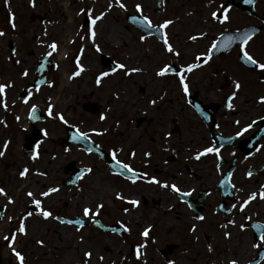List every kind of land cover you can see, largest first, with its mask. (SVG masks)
<instances>
[{"label":"rangeland","instance_id":"1","mask_svg":"<svg viewBox=\"0 0 264 264\" xmlns=\"http://www.w3.org/2000/svg\"><path fill=\"white\" fill-rule=\"evenodd\" d=\"M157 1L120 0L125 5L122 9L115 0H34L35 6L29 0H7V3L6 0H0V31L4 33L0 36V84L7 85L11 82L12 88L0 94L2 101L0 110H6L9 116L8 122H3V118L2 127L0 126L1 149L7 148L6 141L10 142L7 143L9 154L5 157L6 160L14 159L16 165L28 162L27 157L23 158L17 151L21 120L13 123L9 113L12 108L20 104L16 96L21 87L23 85L28 87L30 80L35 77L37 59L48 53H51L48 59L53 61L54 66L49 69L45 84L29 90L27 103L33 100L35 102L33 105L47 111L48 115L49 105H52V115H49V120L43 125L50 129L54 138L62 134L65 125L58 118L57 113L63 115L67 123L80 119L81 124L78 128L88 129L85 132L87 136L94 138L93 133H98L116 146L124 143L130 146L133 142H139V137L151 138L156 135L155 131L167 124L170 118H188L192 114L186 105V95L179 77L170 73L157 76L156 72L172 62L173 58L178 57L182 69H185L180 71L181 75H184L188 84L190 72L186 71V66L193 63L192 49L197 46V43L194 46L190 44L189 41L192 39L189 37L197 33L200 28L206 26L212 28L216 19L211 16V9H206L207 0H159L160 11L155 12ZM109 3H112L111 8L108 7ZM136 4L141 5L140 12L136 11ZM101 12L105 15L95 25L91 22L89 25L82 24L84 16L94 19ZM10 13L13 15L10 16ZM128 14L147 16L151 25L155 27H159L165 20L173 21L166 27V36L174 52H178L179 55L167 52L163 43L129 23L126 20ZM32 15L35 17L30 19ZM13 23L15 27L12 26ZM90 28L94 32L97 29L94 37L91 36ZM63 34L65 35L63 43L67 51L64 52L63 49L61 53L60 50L57 51V41ZM141 36L145 39L141 40ZM9 41L14 44L12 52L8 49ZM53 42L57 45L54 51L49 47ZM96 46H99L100 51L96 50ZM101 56H107L110 61L113 59L119 64H124L125 68L116 69L114 72L106 71ZM77 57L84 70L79 75L72 76V73L77 71ZM130 68L141 70L126 74L127 69ZM25 70L26 76L22 74ZM101 72H109V75L102 77L101 83L97 84L96 78ZM66 75L69 80H62V85L65 86L59 91L61 79ZM134 77H137V80H133ZM58 91L61 92L60 98L54 104L53 94ZM153 100L156 101L155 104L150 103ZM87 102L96 103L98 110L94 113L83 110L82 104ZM4 104L7 107H4ZM102 115L104 119H101ZM142 116L151 118V123H142L140 128H137L136 121ZM57 119L60 121H55ZM9 127L18 129L11 130ZM22 130L26 131L27 127L20 131ZM12 131L18 133V138L9 134ZM44 143L40 152L46 151L50 154L61 152L56 142ZM69 149L71 150L72 147L66 148L65 152L62 151L69 155ZM95 170H102L100 162L97 163ZM101 172L104 176L100 178L101 182L96 188L95 198L93 188L84 178L74 192L67 193L64 199L70 204V202H79V198H81L80 203L83 199L86 202L88 198L90 205L92 207L95 205L98 217L106 221L111 220V214L117 215L116 212H120L121 207L130 206L131 214L124 220L129 227L130 235L138 236L145 228H149V235L145 236V239H148L146 249L142 250L139 258L134 254L129 258L130 260L125 259L124 246L115 235L96 231L90 225L77 227L63 224L53 216L45 219L39 215L38 210L26 212V204L32 199L28 197V191L30 189L35 191V188L46 180L41 178L39 185L36 186L37 184L34 183L36 178L32 176L33 171H29L23 177L15 171L8 173L3 171L0 178L6 197L0 199V205L5 207L0 220V264H20L13 254L12 247L21 252L24 264H139V262L168 264L163 261L158 250L163 248L164 244L177 240L172 235V230L187 233L185 223L188 224L190 220L186 217L174 221L168 220L170 216L161 214L152 205L138 209L137 206L128 205L126 199L117 200L111 184L121 187L123 184L116 182V178H112L107 171ZM9 197L12 203H9ZM97 205L103 207L97 208ZM70 207L67 206L66 209ZM28 213L32 215L29 216ZM21 220L26 228L24 234L17 232ZM29 227H35L36 232H29ZM12 233H16V236L10 247L9 241L4 237L8 236L11 239ZM62 234L66 237H60ZM57 237H59L58 245L54 246L53 242ZM38 240L43 241V244H38ZM189 240L188 235L179 240L181 247L173 256L174 264H229L226 238L224 245L222 238L215 236L192 251L189 245L184 243ZM131 242L135 240L132 239ZM86 251L92 253L90 258L83 255ZM143 251H146L145 254ZM231 251L234 255L237 254L235 249ZM68 252L71 260L67 263L64 254Z\"/></svg>","mask_w":264,"mask_h":264},{"label":"flooded vegetation","instance_id":"2","mask_svg":"<svg viewBox=\"0 0 264 264\" xmlns=\"http://www.w3.org/2000/svg\"><path fill=\"white\" fill-rule=\"evenodd\" d=\"M206 2V9L216 11L218 16H223L222 9L227 8L228 20L220 22L216 19L212 28L206 26L191 34L197 37L189 41L192 46L197 43V46L191 47L194 50L192 61L200 65L188 73V92L184 93L186 105L192 114L188 118H170L151 138L139 137V142H133L130 146L126 143L116 146L98 133H93L94 138L86 134L82 139H73L79 133L85 134L88 131L78 128L80 119L63 124L62 134L54 138L50 129L43 125L49 120L48 112L35 105L39 111L31 118L30 113L35 102L25 101L28 100L29 90L32 88L29 83L28 87H21V90L25 89L27 98L20 99L18 92L16 97L20 104L12 108L9 114L13 123L21 120L17 151L23 158L27 157L28 162L16 165L14 159L6 160L5 157L9 154L8 146L1 149L0 144V151L4 152V155L0 156V174L3 171H15L20 175V172L27 168L28 172L33 171L36 186L41 178L46 180L35 188V191H28L33 193V197L28 196L32 199L26 204V212L36 211L32 200L40 199L41 208L50 211L57 221L71 220L74 223L69 225H90L96 231L115 235L124 246V258L130 260L129 258L137 253L139 245H144L139 249L140 253L146 249L148 241L141 234L130 235L129 227L124 222L126 216L131 214L130 206L121 207V211L116 212L117 215L111 214V220L106 221L98 217L95 205L92 207L87 201L88 198L86 202L83 199L80 203L79 198V202L70 204L64 199L67 193L74 192L84 178L93 188L95 198L100 178L104 176L101 171H107L112 178H116V182L123 184L122 187L111 184V189L114 190V195L119 193L122 199H126L128 205H131L130 200H136L138 209L152 205L161 214L170 216L168 220L174 221L181 217L190 220L188 224L185 223L187 233L172 230L171 233L177 240L164 244L163 248L158 250L165 263L172 261L181 247L179 240L188 235L190 240L184 243L189 245L191 251L219 236L223 245L226 238L228 261L236 259L237 264H264V102L259 99L264 96V70L248 63L241 51V39L247 35L249 39L244 51L259 63H264V0ZM162 32L166 35L167 28L162 29ZM146 35L153 36L163 43L161 34ZM197 56L200 57L199 61ZM173 59L167 64L171 71L166 74H175L182 69L179 58ZM111 60L114 63L115 60ZM115 63L119 64L116 61ZM103 67L106 71H112L109 64ZM234 82L240 83L239 90L234 88ZM10 89L12 88L6 87L5 91ZM233 91L236 95L231 100L233 107L229 108L228 97ZM82 108L94 113L99 107L96 103L87 102L82 104ZM5 111L0 110L1 127L3 118V122H8L9 116ZM17 117L20 119L17 120ZM138 119L137 128H140L142 123H151V118L145 116ZM248 125L251 127H247ZM26 127V131H20ZM33 131L38 140L31 148V144H27L31 140L27 142V138L34 136ZM18 133L9 132L15 135L14 138H18ZM48 141L56 142L61 152H40L43 143L47 144ZM68 147L72 149H69V155H66L64 152ZM207 147L218 148L219 154L206 153L197 159V153ZM34 153L36 158H33ZM98 162L102 165L101 171L95 170ZM125 164L128 168L123 167ZM83 169L91 171L83 172ZM153 177L156 183L151 182ZM1 184L0 178V188ZM172 185H176L179 191L173 190ZM53 187L58 190L48 196L40 195ZM252 193H256V196L241 208L243 201L248 200ZM5 197L0 195V199ZM67 206L71 207L66 209ZM85 207L90 210L88 216L83 214ZM124 209L128 211L125 212ZM4 211L5 207L3 214ZM230 221L234 223H229ZM98 224L112 226V229L103 230ZM193 225L196 226L195 230ZM241 225L244 227L241 228ZM225 232L230 235L226 237ZM130 237L136 243L131 242ZM232 249H235L237 254L234 255ZM165 250L166 253H163ZM143 252L145 254L146 251Z\"/></svg>","mask_w":264,"mask_h":264},{"label":"snow or ice","instance_id":"3","mask_svg":"<svg viewBox=\"0 0 264 264\" xmlns=\"http://www.w3.org/2000/svg\"><path fill=\"white\" fill-rule=\"evenodd\" d=\"M29 2H30L33 6H35L34 0H29ZM115 2L119 5L120 8H122V9L125 8V5H124L123 3H121L120 0H115ZM6 3H7V0H6ZM108 7L111 8V7H112V3H109ZM135 8H136V11H137V12H140V11H141V5H140V4H136V5H135ZM81 11H84V10H81ZM88 11L90 12L91 10H88ZM222 11H223V13H224L223 16H218L217 12H216V11H213V12L211 13L212 18H213V19H217V20H219L220 22L227 21V20H228V16H227L226 13L228 12V9H227V8H224V9H222ZM12 15H13V14L10 13V16H12ZM104 15H105L104 12H101L99 15H96L94 19H91V21H90L91 24H92V25H95L96 22L99 21ZM13 19H14V17H13ZM131 19L136 20V17L133 16V17H131ZM143 21H144V22H147V24L149 25V27H151V21L149 20V18H148L147 16H144V17H143ZM171 23H173V21H171V20H165V21H163V23H161V24L159 25V29H158V30L165 29V28H166L168 25H170ZM12 26L15 27V24L13 23ZM89 31H90V33H91V36L94 37V36H95V32L92 31L91 28L89 29ZM2 35H4V33H3L2 31H0V36H2ZM201 35H202V33H201ZM196 38H197V37H195V36H191V37H189V39H192V40H195ZM140 39H141V40H144L145 37H144V36H141ZM248 39H249V37H248L247 35L241 39V51L243 52V56H244L245 60H246L248 63H251V64H253V65H256V66L259 67L261 70H264V63H259V62H258L257 60H255L251 55H249L247 51H244V46H245V44H247ZM162 40H163V44H164L165 50H166L167 52H169V53H173L174 55H177V56L179 55L178 52H174L173 46H172L171 43L169 42V40H168V38H167L166 35H163V34H162ZM49 47L54 51V50L57 48V45H56L55 42H53L52 44L49 45ZM212 47L214 48V47H215V44H213ZM96 50H97V51H100L99 46H96ZM210 52H211V49L209 50V53H210ZM48 55H51V53H48ZM196 59L199 61V60H200V57L197 56ZM17 63H19V62L17 61ZM199 66H200V65H199L198 63L188 64V65L186 66V71H187V72H191L193 69H195V68H197V67H199ZM124 68H125V65H124V64H117V65H116V68L112 69V71L114 72V71H116V69H124ZM83 70H84V69H83L82 65L79 63V57H77V71L73 72V73H72V76H77V75H79L80 72H82ZM140 70H141V69H138V68H130V69H127L126 74L133 73V72H137V71H140ZM169 71H171V68H170L169 65L166 64L164 67L160 68V69L156 72V75H157V76H164V75H165L167 72H169ZM182 71H185V69H182L181 72H182ZM181 72H176L175 74L179 77L180 84H181V87H182L183 91H184L185 93H187V92H188V84L186 83V80H185L184 75H181ZM22 74L26 76V75H27V71L25 70ZM108 75H109V72H101V73L97 76V78H96V83H97V84H100V83H101V78H102V77H106V76H108ZM70 78H71V77H70ZM6 87H11V82H9L7 85H5V84H0V94H3V93H4ZM240 87H241V85H240L239 82H234V88H235L236 90H239ZM235 95H236V92L233 91L232 94L228 97V101H229V103L227 104V107H229V108H232V107H233V105H232V103H231V100L235 97ZM259 99H260L261 102H264V96H261ZM25 102H27V101H25ZM0 103H2V101H0ZM150 103L155 104L156 101L153 100V101H150ZM4 107H7V105L4 104ZM32 107H33V110H34L36 106L33 105ZM51 108H52V105L50 104V105H49V115H52ZM30 115H32V113H30ZM56 115L58 116V118H59L62 122L67 123V121L65 120V118H64L63 115H61L60 113H57ZM33 118H35V117H33ZM19 119H20V117H17V120H19ZM101 119H104V116H103V115L101 116ZM247 127H251V125H248ZM244 130H245V129H242V131H244ZM94 131H95V130H94ZM45 134H46V133H45ZM85 135H86V134H84V133H79V135H78V136H74L73 139H78V138H81V139H82V138H84ZM237 135H240V133H237ZM7 143H8V142L6 141V142H5V147H7ZM89 150H90V149H89ZM212 152H215V153L219 154V149H218V148H214V147H207V148H204V149L202 150V152L197 153L196 158L199 159L200 156H202V155H204V154H206V153H212ZM3 155H4V152H3V151H0V156H3ZM145 155H149V154H148V153H145ZM33 158H36V154H35V153L33 154ZM118 163H119V162H118ZM123 167H124V168H128V165L125 164V165H123ZM82 171H83V172H90L91 169H83ZM129 171H131V169H129ZM27 172H28V169H27V168H24V169L20 172V176H21V177L25 176V174H26ZM39 174H40V175H45V173H39ZM134 175H135V173H134ZM248 175H251V173H248ZM151 182H152V183H156V182H157L156 179H155V177L152 178ZM161 186H162V187H167L168 185H161ZM171 187L173 188V190H175V191H179V189L176 187V185H172ZM262 188H264V186H262ZM57 190H58V189H57V188H54V187H53V188H49L47 191L40 193V195H41V196H48L50 193L56 192ZM5 194H6V193H5V190H4L3 188H0V195H5ZM27 195H28L29 197H33V193H32V192H28ZM255 196H256V193H252V194L248 197V200L243 201V203L241 204V208H243L244 204H247L248 201H250L251 199H253ZM117 198H122V197L120 196L119 193L117 194ZM8 199H9V203H12L11 198L9 197ZM32 203L36 206L37 210L40 212V214L42 215L43 218L47 219V218H49V217L52 216V213H51L50 211H48V210H43V209L41 208V200H40V199H35V198H33ZM129 203H131L133 206H137V205H138V201H136V200H130ZM96 207H97V208H101V207H103V206H102V205H97ZM233 207H235V205H233ZM89 211H90L89 208L85 207L84 210H83V214H84L85 216H88V215H89ZM124 211L127 212L128 209H124ZM28 215L30 216V215H32V213H28ZM9 219H11V217H9ZM56 219H60V218H59V217H56ZM197 219H203V217H197ZM60 222H61V223H68V224H72V223H74V222L71 221V220H68V221L60 220ZM229 223H234V222H233V221H230ZM195 227H196L195 225L192 226L193 230H195ZM243 227H244V226L241 225V228H243ZM125 230L127 231L128 229L126 228ZM17 232H18V233H21V234L26 233V228H25V224H24L23 220H21V222H20V224H19V227H18V229H17ZM141 235H143V236H148V235H149V228H145L144 231L141 233ZM229 235H230V233L225 232V236H226V237H228ZM15 236H16V233H12L11 239H10L8 236H5V237H4L5 240H8V241H9V246H10V247H12V243H13V241H14V239H15ZM81 239H82V238H81ZM37 243H38V244H43V241H39V240H38ZM143 247H144V245L141 244V245H139V248L137 249V253H136V254H137V257H138V258H139V255H140V251H139V249H141V248H143ZM12 251H13V254H14V255L17 257V259L20 261V264H24V257H23V255L21 254V252L17 251L14 247H12ZM83 255H84L86 258H90L91 255H92V253H91L90 251H86V252H84ZM101 259H102V257H101ZM168 264H174V262H173V261H168ZM229 264H237V261L232 260V261L229 262Z\"/></svg>","mask_w":264,"mask_h":264},{"label":"water","instance_id":"4","mask_svg":"<svg viewBox=\"0 0 264 264\" xmlns=\"http://www.w3.org/2000/svg\"><path fill=\"white\" fill-rule=\"evenodd\" d=\"M156 11L158 12L159 11V0L157 1V7H156ZM135 16L136 17V20H133L131 19V17ZM30 18H34V16H31ZM127 18V21L129 23H132L133 25H135L136 27L140 28L142 31L146 32L147 34H157V35H160V33L162 32L161 30H158L156 28H159V27H149V25L147 24V22H144L143 21V17L142 16H139V15H135V14H128L126 16ZM90 21L84 17L83 18V24L84 25H87L89 24ZM8 48L10 50H13V43L11 41L8 42ZM101 61L104 65H107V64H110L111 65V70L116 68V64H112L109 59L107 58V56H102L101 57ZM48 67H53V62L48 60V55L44 56L43 58H39L38 59V66H37V69H36V74H37V78H35L33 81L30 82V84H36V85H39L41 83H43L46 79V76H47V73H48ZM41 76V78H40ZM20 98H25V93L21 92L19 94ZM139 121V120H138ZM31 140L28 144H31L30 147L32 148L36 141L38 140V136L35 134L34 132V136L29 139L27 138V142ZM77 141V140H76ZM3 212V208L0 207V218H1V214ZM99 227L103 230H107V229H112V226H101L100 224H98ZM168 248V247H167ZM163 253H166V250L163 251ZM0 262H1V256H0Z\"/></svg>","mask_w":264,"mask_h":264},{"label":"bare ground","instance_id":"5","mask_svg":"<svg viewBox=\"0 0 264 264\" xmlns=\"http://www.w3.org/2000/svg\"><path fill=\"white\" fill-rule=\"evenodd\" d=\"M99 26V25H98ZM96 28H99V27H96ZM95 33L97 34V29L95 30ZM64 38H65V35L63 34L62 36H60V38H59V40L57 41V45H58V48H57V51L59 52V50H60V52L62 53V51H63V49H64V52H66L67 50H66V46H65V44L63 43V40H64ZM62 50V51H61ZM69 80V78H68V76L66 75V76H64L62 79H61V82H60V85H59V88H58V90L59 91H61L62 90V88L65 86V85H62V80ZM133 80H137V77H134L133 78ZM57 92L56 94H53V102H54V104L56 103V102H58L59 101V98H60V95L59 94H61V92ZM29 232H31V233H33V232H36V230L37 229H35V227H29ZM60 237H66L64 234H62ZM58 241H59V237H57V238H55V240H54V242H53V245L54 246H57L58 245ZM70 253L68 252V253H66V254H64V260H65V262H69L70 260H71V258H70ZM213 256V255H212ZM62 264H65V263H62Z\"/></svg>","mask_w":264,"mask_h":264}]
</instances>
